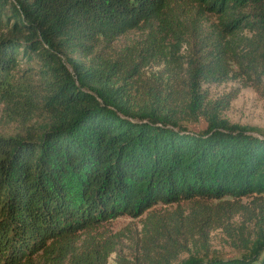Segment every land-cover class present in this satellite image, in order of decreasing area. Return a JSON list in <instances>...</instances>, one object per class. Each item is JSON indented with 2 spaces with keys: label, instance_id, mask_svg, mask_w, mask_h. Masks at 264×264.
<instances>
[{
  "label": "trees",
  "instance_id": "16d2710c",
  "mask_svg": "<svg viewBox=\"0 0 264 264\" xmlns=\"http://www.w3.org/2000/svg\"><path fill=\"white\" fill-rule=\"evenodd\" d=\"M227 80L264 88V0H0V100L24 126L0 136V264H106L105 225L143 213L139 264H264V136L220 118L238 88L201 89ZM235 215L247 253H189Z\"/></svg>",
  "mask_w": 264,
  "mask_h": 264
},
{
  "label": "rangeland",
  "instance_id": "374dc122",
  "mask_svg": "<svg viewBox=\"0 0 264 264\" xmlns=\"http://www.w3.org/2000/svg\"><path fill=\"white\" fill-rule=\"evenodd\" d=\"M33 66L32 62L26 64L25 61H19L18 68ZM159 68L161 66L147 67L144 69V75L149 76L151 73H156ZM164 73L162 72V74ZM239 86L240 84L236 80H227L220 84H202L201 89L206 100L214 102ZM180 109L182 112L177 116V123L182 125L183 129L195 132L203 130L205 122L201 115L196 113L193 106L182 105ZM219 116L231 125L248 128V132L254 136H264V88L255 89L252 86L238 88L236 95L229 101L228 107L222 110ZM18 122L5 114L4 105L0 100V136L10 137L22 134L24 126ZM40 122V117H34L27 123ZM248 201L249 199L246 197L240 198V202L243 204ZM189 206L188 202H180L170 205L156 204L153 209L156 216L171 223L173 219L183 218ZM144 215V213L138 217L120 215L105 225V229L114 235L116 241V250L108 256L106 264H139L141 262L144 249L151 245L144 243L142 235L141 226ZM227 225L229 226L226 228L219 227L210 230L203 244L198 242L195 246H189V253L202 258L220 259L240 257L247 253V246L244 247V242L249 239L252 240L254 237L257 229L254 219L248 220L246 215H235ZM262 233L264 235V225L262 226ZM187 255L188 253L181 252L176 257V261L185 259Z\"/></svg>",
  "mask_w": 264,
  "mask_h": 264
}]
</instances>
